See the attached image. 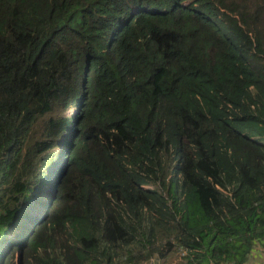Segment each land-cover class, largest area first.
I'll list each match as a JSON object with an SVG mask.
<instances>
[{
	"label": "trees",
	"instance_id": "trees-1",
	"mask_svg": "<svg viewBox=\"0 0 264 264\" xmlns=\"http://www.w3.org/2000/svg\"><path fill=\"white\" fill-rule=\"evenodd\" d=\"M258 248L264 0H0V264Z\"/></svg>",
	"mask_w": 264,
	"mask_h": 264
},
{
	"label": "crops",
	"instance_id": "crops-1",
	"mask_svg": "<svg viewBox=\"0 0 264 264\" xmlns=\"http://www.w3.org/2000/svg\"><path fill=\"white\" fill-rule=\"evenodd\" d=\"M247 264H264V249L258 248Z\"/></svg>",
	"mask_w": 264,
	"mask_h": 264
},
{
	"label": "rangeland",
	"instance_id": "rangeland-1",
	"mask_svg": "<svg viewBox=\"0 0 264 264\" xmlns=\"http://www.w3.org/2000/svg\"><path fill=\"white\" fill-rule=\"evenodd\" d=\"M182 259H183L182 255H172L168 259H166L165 261L155 259L156 262L153 264H179V263H181ZM150 262L146 263V264H151Z\"/></svg>",
	"mask_w": 264,
	"mask_h": 264
},
{
	"label": "built area",
	"instance_id": "built-area-1",
	"mask_svg": "<svg viewBox=\"0 0 264 264\" xmlns=\"http://www.w3.org/2000/svg\"><path fill=\"white\" fill-rule=\"evenodd\" d=\"M181 255H182L183 257L186 256V255H187L186 251H182V252H181ZM155 262H156L155 259H152L150 263L153 264V263H155Z\"/></svg>",
	"mask_w": 264,
	"mask_h": 264
}]
</instances>
